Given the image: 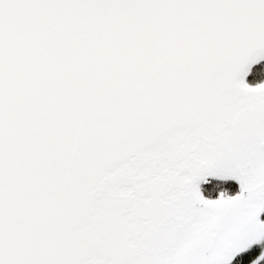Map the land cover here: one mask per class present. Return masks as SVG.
I'll use <instances>...</instances> for the list:
<instances>
[{"label": "snow or ice", "instance_id": "6c2138e0", "mask_svg": "<svg viewBox=\"0 0 264 264\" xmlns=\"http://www.w3.org/2000/svg\"><path fill=\"white\" fill-rule=\"evenodd\" d=\"M262 213L264 0H0V264H264Z\"/></svg>", "mask_w": 264, "mask_h": 264}, {"label": "trees", "instance_id": "16d2710c", "mask_svg": "<svg viewBox=\"0 0 264 264\" xmlns=\"http://www.w3.org/2000/svg\"><path fill=\"white\" fill-rule=\"evenodd\" d=\"M233 187L238 188V185H236L235 182H233ZM261 217L262 219H264V213L261 214Z\"/></svg>", "mask_w": 264, "mask_h": 264}, {"label": "rangeland", "instance_id": "374dc122", "mask_svg": "<svg viewBox=\"0 0 264 264\" xmlns=\"http://www.w3.org/2000/svg\"><path fill=\"white\" fill-rule=\"evenodd\" d=\"M262 218V217H261Z\"/></svg>", "mask_w": 264, "mask_h": 264}]
</instances>
